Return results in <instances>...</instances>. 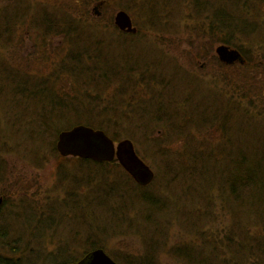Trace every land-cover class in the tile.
Here are the masks:
<instances>
[{
  "label": "rangeland",
  "instance_id": "rangeland-1",
  "mask_svg": "<svg viewBox=\"0 0 264 264\" xmlns=\"http://www.w3.org/2000/svg\"><path fill=\"white\" fill-rule=\"evenodd\" d=\"M102 1L107 0H85V2L80 0H0V10H8L1 14L13 15L7 16L8 19L13 17L18 19L17 30L11 33V45L8 46L9 42L4 43L0 51L5 55L10 54L12 62H20L32 75L41 76V81L38 83L55 82L54 88L59 90L63 85L59 77L56 79L57 72L60 74L63 69L71 66L61 60V57H66V53L70 54L75 47L71 43L65 44L63 36L49 34L45 39L39 38L42 33L37 31L38 29H33L32 22L39 18V13H43L44 9L48 11L46 17H50L51 9L54 7L53 10L56 9V13L57 11L59 14L65 13L72 17L70 18L72 21L78 20L83 24L87 20L89 24H98L102 30L117 28L118 30L115 31H123L114 22L116 13L122 9L117 4L103 5ZM255 1L258 8L253 13H259L261 17H264V0ZM124 11L131 17L133 25L139 29L137 33L124 34L133 37L132 39L146 37L145 40H136V47L139 49L132 53L127 63H121L124 68L134 63L138 67H143L145 62L151 61L157 64L155 74H166L167 68L161 72V67H158L160 57L156 53L157 49L161 56L172 58L171 73L175 70L173 66L175 64L186 71V76L197 83L199 97H203L206 102L212 100L219 107L226 105L227 112L224 114L229 113L233 120L239 108H243L249 111V120L254 127L264 125V39L252 37L242 41L244 38L239 37L236 41L240 43L245 53L243 56H246L247 64L246 66L237 62L228 64L221 61L216 53L218 45L223 43L218 41L217 37L205 39L206 36L199 31L200 29L193 28L196 19L190 17L187 3L180 5V10L174 17L175 28L171 30L172 32L161 34L162 31L167 30H160V35L157 34L156 29L143 26L144 22L134 8ZM197 17L199 20L202 19L200 14ZM21 20L27 24H20ZM3 39L2 34L0 43ZM231 48L234 47L231 46ZM210 86L213 88L211 89ZM181 88L186 90L185 86ZM147 91L145 87L141 90L143 97L149 98ZM124 92L125 90L117 84L104 86L101 92L104 95L95 99V103L90 107L91 110L97 114L105 112L106 107L122 110L119 106H114L111 99L113 95L123 97ZM95 93L91 89L87 95H95ZM122 100L125 103V99ZM114 104H120V102L116 100ZM147 110L153 111L154 108L148 104ZM2 112L4 111L0 108V130L5 132L4 139L7 144L0 152V172H3L0 175V196H6L4 204L2 202V205L0 204V234L2 235L0 264H40L47 257L43 255L45 252L60 255L58 250L60 245L69 246L68 249L73 254L63 255L67 258L66 261L72 262L82 252L85 253L90 246H84L78 250L79 246L76 244L78 242H74V239L78 237L83 238L84 241L87 240L86 242L91 245L97 242L94 246L100 245L104 248L102 250L117 264H189L182 255L184 252H188L196 259L198 257L194 254L200 255L201 264H209L208 260L212 262L213 257L216 260H227L225 264H236L232 250L241 236L239 232L234 231L231 220L233 218L235 224L239 223L240 211L236 208L234 201L227 198L226 190L218 188V190H207L204 193L202 186L195 189L196 184H191L190 178L179 176L181 170L176 163L178 152H183L182 147H184L181 137L175 138L173 135L169 137L170 133L168 134L161 125H152L148 136L142 135L143 133L135 135L128 127L129 122L126 119L119 120L118 123L114 121V117L92 116V118L97 117L99 122L110 119L112 130L117 134H123L115 141L125 139L124 136L130 133V130L134 134L135 138L129 139L133 142L137 154L154 173L152 181L140 193L132 182L129 185L130 188L122 182L121 176L124 175L120 164L121 167L114 164L111 167L114 173L116 171L117 179L114 174L110 176L111 181H108L105 170H99L87 163L79 168L76 158L63 157L60 154L56 156L52 151L47 150L52 144L47 139L40 141L42 143L27 139V143L25 140L21 141L20 133L23 134V128L27 123L21 122V119L14 121L15 119L10 120L7 116L4 118ZM207 112L203 113L207 114ZM232 118L223 116L219 121L222 120L226 125ZM144 119L147 120V115ZM200 122L199 118L195 119V123ZM104 126L108 130L111 129L109 124ZM71 127L70 123H67L64 128H57L56 141L60 131ZM221 129L219 126H214L201 131L193 130L188 132L185 138L190 143L201 142L208 148L220 147L222 136L225 134V129ZM252 129L250 128L251 131ZM11 131L14 136L11 135ZM237 135L239 140H249V137L242 134L240 130H237ZM232 142L230 148L236 151L239 145L235 139ZM16 144L26 146L27 150L23 151L16 147ZM36 155L38 156L35 157ZM42 157L45 162L40 166L33 164L36 158ZM62 166L66 167L67 172L70 170L79 172L78 177L70 179V176H67L60 182L56 176V169ZM113 184H116L118 188L109 190L108 186ZM121 193L126 206L112 209L110 205L112 199L120 197ZM139 193L145 199L153 198L157 205L150 209L143 203ZM62 200L65 201L62 203L61 210L72 209L73 217L63 218L59 227L57 220L49 223L50 229L45 233L43 227L47 221L43 223L42 219L43 224H39V212L33 209L36 205L46 202L58 207ZM98 201L104 203L106 207L97 206ZM10 202L12 206L9 205ZM114 202L118 204L117 200ZM48 210L50 208H47ZM255 212L249 211V216H254L252 214ZM246 216L248 213L244 212L241 220L247 221ZM251 218L256 219L246 224L247 234L253 239L264 242V221L257 217ZM151 220L158 225V230L153 222H150ZM36 224L39 225L37 230L32 228ZM37 241L44 242V245L37 246ZM37 252H41V255ZM147 253L149 256H146ZM132 258L141 259V261H128ZM241 259L237 260V264H254L248 261L247 257L243 256ZM52 264H59V262ZM192 264L196 263L192 262Z\"/></svg>",
  "mask_w": 264,
  "mask_h": 264
},
{
  "label": "trees",
  "instance_id": "trees-1",
  "mask_svg": "<svg viewBox=\"0 0 264 264\" xmlns=\"http://www.w3.org/2000/svg\"><path fill=\"white\" fill-rule=\"evenodd\" d=\"M80 1L85 2V0ZM102 3L103 5L117 4L122 10L127 11L134 8L138 12L141 21L144 22L143 26L156 29L157 34L160 33V30H167L162 31L161 34L172 32L171 30L175 28L173 24L176 19L174 17L178 14L180 5L187 3L190 17L196 19L193 28L200 29L199 31L206 36L205 39L217 37L218 41L224 45L238 49L242 56L245 53H243L240 43H237L239 37L244 38L242 41L252 37L264 39V17H261L259 13H253L258 8L255 0H107L106 2L102 1ZM53 9L54 7L51 9L53 14L51 11L50 17H46L48 11L44 9L43 13H39V18L32 23L33 29H38L37 31L42 33L39 38L45 39L49 34L59 35L63 36L65 44L71 43L75 47L73 52L70 51V54L66 53V57H61V60L66 61L67 65L71 64V66L68 69H63L60 74L57 72L56 79L59 77L63 85L59 90L54 88L55 82L38 83V81H41V76L32 75L20 62H12L10 54L5 55L0 51V108L4 111L2 112L4 118L7 116L10 120L15 119L14 121L21 119V122L27 123L26 127L23 128L24 135L20 133L21 141L25 140L27 143L28 140L42 143L40 141L47 139L52 144L51 148L46 149L57 156L59 154L56 149L57 128H64L67 123H70L71 126L80 123L102 129L114 141L123 134H117V132L112 130L110 119L99 122L97 117L92 118V116L114 117V121L118 123L120 122L119 120L126 119L129 122L128 127L131 128L135 135L143 133L142 135L148 136L152 125H161L168 134L170 133L169 137L171 135L175 138L178 136L184 141L183 152L176 150L178 152L176 164L181 170L179 176L190 178V183L196 184L195 189L202 186L204 193L207 190H218V188L226 190L227 198H231L236 208L239 209L240 222L235 224L233 218L231 220L234 231L239 232V236H241L236 243V247L232 250L235 263L237 264V260L244 256L247 257L248 261L254 262V264H264V242L249 236L246 226L248 222L256 219L251 217H257L264 221V125L254 127L252 121L249 120V111L243 108H239L236 118L233 120L229 113L224 114V112H227L225 111L226 105L219 107L212 100L206 102L203 97H199L200 91L197 90V83L186 76V71L181 69L178 64V66L175 64L173 65L175 70L171 73L172 58L161 56L157 49L156 53L160 57L158 67H161V72H164L163 69L167 68L166 74H169L168 76L160 73L155 74L157 64L151 61L145 62L143 67H138L134 63L124 68L121 63H127L132 53L139 49L136 47V40H145L146 37L132 39L133 37L125 35L128 34L126 32L115 31L117 28L102 30L98 24H89L87 20L83 24L78 20L72 21L70 19L72 18L71 16L65 13L59 14L58 11L56 13V9ZM3 11L8 10H0V36L2 34L4 36L0 47H3L4 43L8 42V46L11 45V33L17 30L16 28L18 27L16 25L18 19L14 17L8 19L7 16L13 15L1 14ZM198 14L202 15L201 20L198 19ZM19 22L20 24H27L24 20ZM138 30L136 28V31ZM243 59L245 63L242 65L246 66V56H243ZM111 84H117L118 87L125 90L123 97L113 95L111 99L113 105L119 106L122 110L106 107L105 112L102 111L100 114L93 112L90 108L91 105L95 103V99L104 95L101 94L104 86L109 87ZM180 85L185 86L186 90L181 88ZM211 85L214 86V84ZM212 86H210L211 89L213 88ZM144 87L148 90L149 98L147 96L143 97L141 90ZM150 88L151 90H149ZM91 89L94 93L96 92L95 95H87V92ZM122 99H125V103ZM116 100L120 104H114ZM148 104L154 108L153 111L147 110ZM108 109L112 110L109 111ZM204 111H208L207 114H204ZM146 115L147 120L144 119ZM223 116L231 117L232 119L225 125L222 120L219 121ZM196 118L201 120L199 124L195 123ZM96 120L97 122H94ZM103 123L109 124L111 129L108 130ZM214 126L225 129L220 147L208 148L203 146L201 142L192 141L190 143L185 138L190 131L211 129ZM250 128H253L252 131ZM131 130L124 137L134 139L135 136ZM237 130L248 136L249 140H239ZM4 133L0 130V136H2L0 138V152L4 150V145L7 144L4 139ZM10 133L14 136L12 131ZM251 138H253V142H251ZM233 139L239 145L236 151L230 148L232 147ZM240 144L242 145L240 146ZM16 147L23 151L27 150L26 146L19 144H16ZM76 159L79 168H82V164L87 163L99 170H105L108 181H111L110 176L114 174L117 179L116 171L114 173L113 169L111 170L112 165L121 167L118 163H108L107 161L97 162L81 158ZM43 162H45L43 157L36 158L33 164L40 166ZM56 171L57 179L60 182L67 176H70V179H75L79 173L71 170V172H67L65 166L57 168ZM121 172L124 175L123 177L121 176V180L126 187L130 188L129 185L132 182L140 190V193L145 190V186L136 183L123 168ZM2 174L3 172H0V175ZM202 179L204 180L203 182L201 181ZM113 185L108 186L109 190L118 188L116 184ZM119 191L121 192L120 188ZM140 193L139 197L143 199V203L147 207L152 209L157 205L153 198L145 199L144 196L141 197ZM114 200L118 201L117 205ZM64 201L62 200L58 207H55L53 203L46 202L42 205H36L33 209L35 212H39V224L47 221L43 227L45 233L50 229L49 223L57 220L59 227L63 218L73 217L74 212L72 209L61 210ZM9 205L12 206V203L10 202ZM96 205L106 207L101 201H98ZM110 205L112 209H115L114 207H118V209L125 207L126 203L122 193L120 197L112 199ZM47 208H50V210L47 211ZM249 211L256 212L252 214L254 216H249ZM244 212L248 213V216H246L247 221L241 220ZM42 219L44 220L43 223H41ZM150 222L155 225L153 220ZM38 226L36 224L32 228L37 230ZM155 226L156 230H158V225ZM244 234L247 235L244 236ZM96 240L98 241L97 238ZM86 241L80 237L74 239V242H78L76 243L79 246L78 250L84 246H89ZM155 242L159 244L158 241ZM42 245H44V242L40 243L37 241V246ZM91 246L85 250V253L82 252L80 255L89 252ZM68 247L60 245L58 249L60 250V257L58 259H52L50 256L52 253H43L47 257L40 264H52L53 262L75 264L80 256L74 258L72 262L66 261L67 258L63 254L66 256L73 254ZM97 247L101 246L98 245ZM192 253L194 254V252ZM37 254L41 255V252H37ZM182 255L189 264H192V262L196 264L202 263L201 256L198 254H194L198 257L197 259L188 252H184ZM146 256H149V253ZM130 260L141 261V259L136 260L133 258L128 259V261ZM211 260L212 262L208 260L209 264L227 263V260H216L215 257Z\"/></svg>",
  "mask_w": 264,
  "mask_h": 264
},
{
  "label": "water",
  "instance_id": "water-1",
  "mask_svg": "<svg viewBox=\"0 0 264 264\" xmlns=\"http://www.w3.org/2000/svg\"><path fill=\"white\" fill-rule=\"evenodd\" d=\"M115 25L123 31L136 32L129 14L119 10L115 15ZM221 60L230 62L240 56L237 50L225 45L216 49ZM56 149L63 157L73 156L94 161L118 162L132 179L142 185H148L154 173L149 165L137 154L133 142L129 138L114 141L103 130L84 124L72 126L58 133ZM0 198V204H1ZM87 264H117L104 250L96 249L89 253Z\"/></svg>",
  "mask_w": 264,
  "mask_h": 264
},
{
  "label": "flooded vegetation",
  "instance_id": "flooded-vegetation-1",
  "mask_svg": "<svg viewBox=\"0 0 264 264\" xmlns=\"http://www.w3.org/2000/svg\"><path fill=\"white\" fill-rule=\"evenodd\" d=\"M124 32H127V31H124ZM220 45H223V44H220ZM220 45H218V46H220ZM226 46V45H225ZM227 47H229V46H227ZM230 48V47H229ZM217 49V48H216ZM233 49H235V48H233ZM235 50H237V52L239 53V55H241V52L238 50V49H235ZM216 53H217V51H216ZM220 60H221V58H219ZM221 61H223V60H221ZM225 62V61H224ZM239 63V64H244L245 62H244V59H243V56L241 55L240 56V59L239 58H235V59H233L232 61H230V62H227L228 64H235V63ZM70 157H73V156H70ZM74 158H80V157H74ZM81 159H85V160H90V161H94V160H91V159H86V158H81ZM97 162H106V161H97ZM109 163V162H108ZM110 163H118V162H110ZM119 164V163H118ZM0 198L2 199L1 200V202H2V204H4V200H5V198H4V196H0ZM1 204V205H2ZM1 207V206H0ZM87 244H89V243H87ZM89 245H91V244H89ZM94 245H96L95 243H93L92 244V246H94ZM104 249V248H102V247H97V246H94V247H92L90 250H89V252H87L86 254H83V255H80V257H79V259L75 262V264H87L88 263V255H89V253L90 252H92V251H94V250H96V249ZM115 261V260H114ZM116 262V261H115Z\"/></svg>",
  "mask_w": 264,
  "mask_h": 264
},
{
  "label": "bare ground",
  "instance_id": "bare-ground-1",
  "mask_svg": "<svg viewBox=\"0 0 264 264\" xmlns=\"http://www.w3.org/2000/svg\"><path fill=\"white\" fill-rule=\"evenodd\" d=\"M18 240H20V239H18ZM21 240H23V238H21ZM50 256H51L52 259H58L60 257L58 254H53V253L50 254Z\"/></svg>",
  "mask_w": 264,
  "mask_h": 264
}]
</instances>
